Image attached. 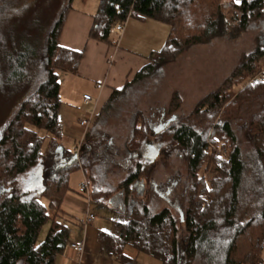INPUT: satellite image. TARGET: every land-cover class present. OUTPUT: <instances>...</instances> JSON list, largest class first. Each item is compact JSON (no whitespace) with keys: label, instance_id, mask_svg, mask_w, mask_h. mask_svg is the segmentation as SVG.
Instances as JSON below:
<instances>
[{"label":"trees","instance_id":"obj_1","mask_svg":"<svg viewBox=\"0 0 264 264\" xmlns=\"http://www.w3.org/2000/svg\"><path fill=\"white\" fill-rule=\"evenodd\" d=\"M17 3L0 0V85L11 89L18 80L39 78L42 60L45 68L44 80L18 104L0 129V187L7 190L0 199V264H55L70 240L62 201L71 191L70 177L75 171L84 174L88 205L93 202L106 212L110 227L98 233L103 254L119 264H138L125 255V249L132 248L158 264H178L179 219L168 209L153 212L146 198L156 162L141 157L146 139L143 126L131 124L127 148L136 157L116 187L106 186L96 175L105 142H92V130L87 131L73 161L60 159L67 155L58 145L62 104L57 72L76 74L83 56V52L57 43L70 3L54 21L43 54L17 42L18 32L9 25H16L13 19ZM229 7L235 16L226 13ZM132 17L167 25L165 44L131 82L111 93L90 126L109 116L130 87L158 73L161 65L181 51L209 45L216 39L236 40L258 21L254 48L242 64L200 100L186 118L167 120L155 131L154 144L159 156L178 153L186 164L188 191L182 223L187 239L183 264H264V104L248 124L251 153L256 156L250 163L242 158L231 126L239 107L264 92V83L255 79L264 75V0H98L89 39L111 44L114 27ZM16 43L20 44L18 49ZM41 131L46 135L42 136ZM246 164L259 182L263 199L257 214L243 225L235 215ZM39 168L41 184L32 187ZM139 183L142 190L136 194ZM45 226L48 228L41 238Z\"/></svg>","mask_w":264,"mask_h":264},{"label":"rangeland","instance_id":"obj_2","mask_svg":"<svg viewBox=\"0 0 264 264\" xmlns=\"http://www.w3.org/2000/svg\"><path fill=\"white\" fill-rule=\"evenodd\" d=\"M14 1L18 2L14 6L17 8L15 11L17 16L13 19L16 21V25L13 23L9 25H12L11 29L18 32L17 42L30 50L35 48L37 54L41 50L43 54L47 36L67 0ZM226 13L235 16L230 7L226 8ZM257 27L258 21H255L236 40L216 39L209 45L193 46L181 51L172 61L161 65L158 73L154 72L150 77L130 87L120 102L114 105L115 110L105 122L100 124L101 126L97 125L100 127V131L107 136L112 144H121L128 138L130 140V129L133 123L136 127L143 126L146 132L145 143L154 146L156 142L153 130H158L160 123L173 118L175 120L186 118L200 100L216 90L242 64V61L254 48L255 37L258 33ZM19 43H16L17 49ZM41 63L42 75L40 76L39 73V78L27 77L18 80L17 85L11 89L5 84L0 85V128L9 120L18 104L44 80L45 61L42 60ZM262 69H264V65ZM259 82L264 83V75ZM237 90L234 92L236 93ZM259 94L253 102L244 103L240 106L231 121L242 158L249 163L256 156L251 153L252 146L248 124L251 116L264 104V92ZM175 103L177 104L175 110L168 113ZM136 113L139 115L134 119ZM40 134L46 135L43 131ZM69 138L64 142L68 148L71 147L70 144L72 143L71 137ZM101 153V166L98 169L99 179L106 186L112 187L121 176V170L125 172L127 164L121 158L117 159V154L111 158L103 150ZM248 164L245 166L238 188V205L235 215L236 220L243 225L257 214L263 199L259 182L256 183ZM111 171L114 172L115 176H117L116 174L118 176L113 179L111 176L109 183L106 179V173ZM70 179L71 187L75 188L76 180H80V174L78 172L73 173ZM120 181L121 179L118 182ZM166 181H168L167 187L165 186ZM152 186H155V190L151 189ZM187 191L186 164L181 156L178 153L171 157L159 156L150 177V187L146 198L149 200L153 212L168 209L177 220L179 219L177 223L179 229L178 264H183L187 239L182 223V212L187 203ZM89 210L97 219L96 222H103L106 217L105 211L94 205L93 202L90 203ZM47 228V226L42 228L41 238L46 233ZM261 260L264 263V248L261 253ZM149 261L158 264L155 260Z\"/></svg>","mask_w":264,"mask_h":264},{"label":"crops","instance_id":"obj_3","mask_svg":"<svg viewBox=\"0 0 264 264\" xmlns=\"http://www.w3.org/2000/svg\"><path fill=\"white\" fill-rule=\"evenodd\" d=\"M223 1L237 3L236 0ZM68 3H70V9L67 11L57 43L62 48L83 52V56L76 74L57 72L59 96L62 104L60 111L61 136L58 145L67 155L60 159H65V162L70 161V159L73 161L76 148L81 143L83 144L87 131L89 130V133L92 130L90 140L96 143L104 141L105 144L101 146L103 152L111 158L117 154V159L121 158L128 166L136 157L135 153L130 152L127 148L129 138L124 143L112 144L99 129V126L105 122L108 116L101 120L102 123L98 122L89 126L87 131L79 126V122L87 117L96 116L113 91L122 90L143 67L150 63V56H153L165 44L169 28L167 25L151 19L132 17L125 22L121 34L111 35V44L94 41L89 39V31L98 8V0H71L70 2L67 0L64 6ZM113 41H116L117 44H114ZM98 85H101V88L98 89ZM84 95L91 96V101L85 103L83 101ZM166 122L165 120L160 123L159 129ZM158 130L154 129L153 132ZM69 137H71L72 143L70 144L71 147L68 148L64 142L67 141V138L70 139ZM151 151L157 154L153 160L157 162L159 152L155 144L152 146L145 143L141 150V157L150 159ZM98 171L96 175H98ZM121 171V176L112 187H116L118 181L124 177L125 172ZM76 172L80 174V180H76L75 188L70 185L71 191L64 196L62 201V209L70 227L69 242H83V264H119L113 258L103 254L98 243L99 231L107 230L110 227L107 220L104 218L103 222L98 223L96 222L97 219H94L89 224L85 223L87 211L90 212V210L86 194L80 189L84 174L81 171L74 173ZM116 175L118 176V174ZM111 176L112 179L117 178L114 172H107L106 179L109 183ZM168 181L165 183L166 187ZM135 189V193H138L142 190V184H137ZM151 189L155 190V186H152ZM6 193L7 190L0 187V199ZM124 252L127 257L136 260L138 264H154L150 263L149 257L137 254L130 248H126ZM75 260L76 256L69 250L67 244L64 252L57 257L55 264H75Z\"/></svg>","mask_w":264,"mask_h":264},{"label":"built area","instance_id":"obj_4","mask_svg":"<svg viewBox=\"0 0 264 264\" xmlns=\"http://www.w3.org/2000/svg\"><path fill=\"white\" fill-rule=\"evenodd\" d=\"M126 21H127V19L123 23H120V24L116 25L114 27V29L111 31V33L112 34H121L123 32L124 24H125ZM113 43L117 44L116 41H113ZM262 76L263 75H258L257 78H255V79L260 81V80H262ZM97 88L98 89L101 88V85H98ZM83 101L85 103H88L89 101H91V96L84 95L83 96ZM91 121H92V117H87L85 119H82L79 122V126L82 127L84 129V131H87V129L90 126ZM78 150H79V146L76 148V153H78ZM80 189L82 191H85V194H86V196L88 198V191H87V186H86L85 183H82L80 185ZM94 219H95V217L89 211H87V215H86V218H85V223L89 224ZM68 248L76 256L75 264H83L82 263V255L84 253V244H83V242L82 241L69 242L68 243Z\"/></svg>","mask_w":264,"mask_h":264},{"label":"water","instance_id":"obj_5","mask_svg":"<svg viewBox=\"0 0 264 264\" xmlns=\"http://www.w3.org/2000/svg\"><path fill=\"white\" fill-rule=\"evenodd\" d=\"M151 152H152V154H151V157H150V161L153 162V160L155 159L157 154L154 151H151ZM41 181H42V170H41V168H39L37 170V172L34 174V177H33L32 181H31L32 187L40 186Z\"/></svg>","mask_w":264,"mask_h":264},{"label":"snow or ice","instance_id":"obj_6","mask_svg":"<svg viewBox=\"0 0 264 264\" xmlns=\"http://www.w3.org/2000/svg\"><path fill=\"white\" fill-rule=\"evenodd\" d=\"M237 3H239V0H236Z\"/></svg>","mask_w":264,"mask_h":264}]
</instances>
